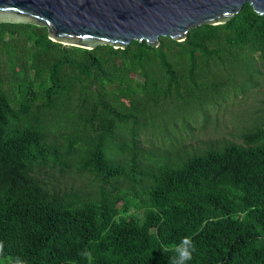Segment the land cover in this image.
I'll return each mask as SVG.
<instances>
[{
    "label": "trees",
    "instance_id": "16d2710c",
    "mask_svg": "<svg viewBox=\"0 0 264 264\" xmlns=\"http://www.w3.org/2000/svg\"><path fill=\"white\" fill-rule=\"evenodd\" d=\"M252 53L264 64V14L249 3L224 23L194 27L182 41L161 36L157 46L132 40L87 49L51 40L46 27L0 23V258L171 264L175 247L189 238L190 264H264V124L240 142L173 164L160 160L147 186L139 179L146 172L137 169L136 133L128 143L115 139L118 126L136 124L169 90L180 97L183 83L187 93L199 91V62L208 67ZM8 75L21 76L13 97ZM74 99L73 120L84 134L67 135L61 147L48 140L50 117L72 114ZM111 147L129 152L128 162L111 157ZM76 152L78 168L100 182L95 197L52 188L39 176L68 167ZM120 178L130 180L139 205L106 190ZM133 205L138 214L128 212Z\"/></svg>",
    "mask_w": 264,
    "mask_h": 264
},
{
    "label": "rangeland",
    "instance_id": "374dc122",
    "mask_svg": "<svg viewBox=\"0 0 264 264\" xmlns=\"http://www.w3.org/2000/svg\"><path fill=\"white\" fill-rule=\"evenodd\" d=\"M252 58L226 59L224 63L213 62L208 67L199 62V91L193 92V88L188 87L191 89L187 93L182 83L178 88L180 97L169 90L167 96L149 102L144 116H138L136 124L129 122L115 129L117 143L130 142L131 131L136 133V148L140 151L137 169L146 172V175L139 176L140 182L146 186L149 184L147 173L155 171L160 160L173 164L191 154L221 148L229 142H240L244 132L264 124V64L258 53H252ZM34 74L33 70L28 72L31 78ZM20 81L21 76L8 75L5 79L4 86L11 97ZM125 103L129 105L127 100ZM76 105L77 99H74L73 104L68 105V111H62L72 113L69 116L57 111L52 113L48 140L63 147L67 135L77 131L84 134L81 126L73 120ZM108 154L124 163L130 158L129 152L114 147L109 148ZM78 160L76 152L68 167L53 166L41 170L39 176H43L52 188L95 197L100 182L92 174L81 171ZM105 187L107 191L124 194L127 200L138 204L129 179L120 178ZM133 188L139 189L138 184ZM127 203L124 199L119 201L122 208H126ZM135 205L129 207V213L138 214L140 207ZM0 264H11V259L0 258Z\"/></svg>",
    "mask_w": 264,
    "mask_h": 264
},
{
    "label": "water",
    "instance_id": "95a60500",
    "mask_svg": "<svg viewBox=\"0 0 264 264\" xmlns=\"http://www.w3.org/2000/svg\"><path fill=\"white\" fill-rule=\"evenodd\" d=\"M245 3L264 14V0H0V23L46 27L51 40L87 49L157 46L161 36L182 41L194 27L224 23Z\"/></svg>",
    "mask_w": 264,
    "mask_h": 264
},
{
    "label": "clouds",
    "instance_id": "9594fccd",
    "mask_svg": "<svg viewBox=\"0 0 264 264\" xmlns=\"http://www.w3.org/2000/svg\"><path fill=\"white\" fill-rule=\"evenodd\" d=\"M194 251L195 249L191 240L189 238L183 239L174 249L171 264H190ZM85 255H87V253H85Z\"/></svg>",
    "mask_w": 264,
    "mask_h": 264
}]
</instances>
